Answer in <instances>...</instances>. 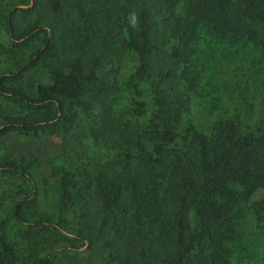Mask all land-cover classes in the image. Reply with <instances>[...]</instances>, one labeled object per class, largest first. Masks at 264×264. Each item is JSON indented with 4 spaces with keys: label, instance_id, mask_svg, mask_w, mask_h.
<instances>
[{
    "label": "trees",
    "instance_id": "obj_1",
    "mask_svg": "<svg viewBox=\"0 0 264 264\" xmlns=\"http://www.w3.org/2000/svg\"><path fill=\"white\" fill-rule=\"evenodd\" d=\"M31 1L18 23L0 10V136L42 130L59 151L47 170L0 155L22 182L0 264H231L245 209L264 238V117L223 85L201 123L195 99L198 25L264 53V0Z\"/></svg>",
    "mask_w": 264,
    "mask_h": 264
},
{
    "label": "rangeland",
    "instance_id": "obj_2",
    "mask_svg": "<svg viewBox=\"0 0 264 264\" xmlns=\"http://www.w3.org/2000/svg\"><path fill=\"white\" fill-rule=\"evenodd\" d=\"M18 0H5L0 5L2 15H9L16 11L15 22H19V14L32 5L20 4ZM14 3H17L14 5ZM226 9L233 11L236 0H230ZM8 8L11 9L9 12ZM9 12V13H8ZM23 20V19H21ZM3 19L0 17V41L6 39ZM263 30L262 25H258ZM199 38L195 43L198 62L201 65V79L196 93V114L201 123L206 122L212 113L221 105V87L226 85L232 90L243 104L244 111L249 117L259 114L264 117V103L261 105L259 93L264 86V53L250 42L229 43L207 32V27L200 23L197 27ZM255 90L258 92L256 93ZM82 152L79 144L73 140ZM59 151L58 138L52 137L45 131L38 130L27 135L10 133L0 136V155L9 153L13 157H28L33 153L38 155L42 167L47 170L45 158ZM87 154L92 155L90 152ZM22 184L21 179L8 174L0 173V214L8 212L11 204L17 198L13 187ZM241 219L235 221L236 236L233 242V257L231 264H264V238L255 224L252 213L244 210ZM91 257L89 252L80 255L73 262L79 264Z\"/></svg>",
    "mask_w": 264,
    "mask_h": 264
}]
</instances>
